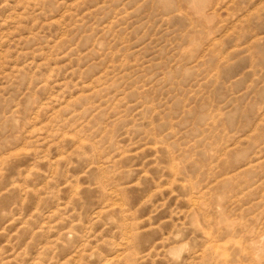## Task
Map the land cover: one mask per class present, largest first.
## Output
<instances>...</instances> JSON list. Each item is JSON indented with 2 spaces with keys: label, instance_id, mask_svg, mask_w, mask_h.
Here are the masks:
<instances>
[{
  "label": "rangeland",
  "instance_id": "rangeland-1",
  "mask_svg": "<svg viewBox=\"0 0 264 264\" xmlns=\"http://www.w3.org/2000/svg\"><path fill=\"white\" fill-rule=\"evenodd\" d=\"M0 264H264V0H0Z\"/></svg>",
  "mask_w": 264,
  "mask_h": 264
}]
</instances>
